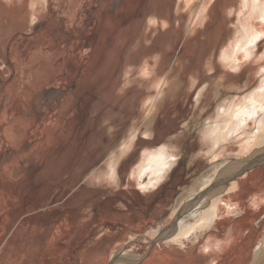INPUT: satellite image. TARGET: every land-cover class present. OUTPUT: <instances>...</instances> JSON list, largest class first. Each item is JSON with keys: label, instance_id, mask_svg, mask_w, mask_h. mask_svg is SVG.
<instances>
[{"label": "rangeland", "instance_id": "1", "mask_svg": "<svg viewBox=\"0 0 264 264\" xmlns=\"http://www.w3.org/2000/svg\"><path fill=\"white\" fill-rule=\"evenodd\" d=\"M184 3L0 0V264H110L125 250L134 264H255L264 206L247 212L248 226L259 222L237 258L202 253L214 223L182 243L155 231L196 220L173 211L179 195L244 158L242 136L264 113L219 144L206 135L226 104L264 91V0ZM248 31L254 46L237 52ZM162 148L173 163L141 190L151 177L135 170ZM113 155L117 179L105 172ZM241 166L224 189L253 169L237 176ZM256 167L251 192L261 193ZM223 191L219 214L232 189Z\"/></svg>", "mask_w": 264, "mask_h": 264}, {"label": "bare ground", "instance_id": "2", "mask_svg": "<svg viewBox=\"0 0 264 264\" xmlns=\"http://www.w3.org/2000/svg\"><path fill=\"white\" fill-rule=\"evenodd\" d=\"M185 1L188 4L190 3L191 0H182V2ZM257 37L258 35L255 34L253 31H248L246 34H244L243 40L242 39H241L242 41L239 40L241 42H239L236 45L237 52L249 53L252 47L254 46ZM224 106L225 104L223 105V107ZM259 107L264 108V91H258V90L250 94L249 96L245 97L244 100L238 102L237 104H233V103L226 104V107H224L220 119L216 121L214 120L216 123L210 125L207 129L208 134L206 135H209V138H211L212 140L211 143L214 145L217 143L219 144L224 139L232 137L233 134L237 132L239 133L243 126L245 115H253L254 113L257 112V109ZM263 131H264V113L262 117L259 119L255 130L253 132L252 131L244 132L242 136V139H245L243 148L245 149V153L247 154L244 157L246 158L245 161H243L244 158L234 157L233 159H236L238 161L232 164L230 163L232 159H230L228 162L223 164H215L212 168L211 173L206 174L204 171L205 174L202 175V177H200L194 185H192L189 188H185L184 191L179 195L178 202L176 206L173 207V211L176 212L178 216L180 215L186 218L189 215L194 216L196 217V220L192 223L181 226H179V221L177 223V220H175L173 221L174 223L172 224L170 229H166L164 227V228H160L158 231L155 230L157 232V236L160 239L163 238L176 242L181 241L182 243L183 242L182 238L189 237V235L195 232L197 228L203 230L215 222V220L219 216L218 210H219V204L221 202L220 197L221 194H223L221 190L222 191L223 190L230 191L231 189L233 190V187L235 185L234 182L232 186L228 187L227 189H224L223 185L225 184V182L228 179H230L235 174V172H237V170L239 169L238 166L240 164L242 166L239 171L245 169L248 166V164L255 161V159L260 158L261 160L262 158L261 156L264 155ZM131 135L134 136L135 132L134 133L132 132ZM261 148H263V151H261ZM123 150H124L123 146H121V148L118 151L123 152ZM173 160H174V156L171 153H169L165 148L150 152L146 156L145 161L141 163V165H138V168L135 170L136 175L140 179L142 178L143 175L147 173H149L151 177V178L149 177L150 179L148 178L149 182L147 183L145 182V184H143V182H140L141 190L147 189L149 188V186L154 185L156 182H158V180H160L163 177L164 173L168 171L171 164L173 163ZM116 161H117V157L113 155L109 157V159L106 162L107 165L105 172L113 179L116 178V169H115ZM197 183L201 187V191L199 193L196 192L197 193L196 194L194 190L196 189L195 185ZM194 193L196 194L195 196L193 195ZM196 196H198L199 199L191 200L190 197L195 198ZM206 196L211 197L212 199L210 203L204 205L202 204L203 202L202 199H204ZM190 204L191 207L189 206ZM225 205L226 207H230L228 203H225ZM191 211H193V213H190ZM179 212L181 214H179ZM263 254H264V243H262V245H260L257 249L255 264H264ZM138 258L139 257L133 252L129 250H125L121 254H118V252L116 254H113L112 261L110 264H132Z\"/></svg>", "mask_w": 264, "mask_h": 264}, {"label": "crops", "instance_id": "3", "mask_svg": "<svg viewBox=\"0 0 264 264\" xmlns=\"http://www.w3.org/2000/svg\"><path fill=\"white\" fill-rule=\"evenodd\" d=\"M256 168L258 167L245 172L242 176H239L237 180L235 179V187L228 194L229 197L226 200V203H228L230 207H225L223 204L216 222L206 231L207 233L212 231V234L210 238H207L206 244L203 245L202 253L208 254L213 249H219L221 250V254H228V251L237 249L235 250L236 253L235 251H231V254L235 257V254L241 252L242 247L249 246L251 238L256 233L257 223L259 221L255 219L252 221L253 225L251 227L248 226L247 222L251 216L250 213L247 212H256L255 210L264 206V189L261 193L251 192V186L253 184L252 179L256 177L252 176V174L255 172ZM243 188L248 189V192H242L241 190H243ZM246 195H248L246 198L247 203H245L246 206H241L240 201L242 199L244 200L243 197H246ZM235 258H237V256Z\"/></svg>", "mask_w": 264, "mask_h": 264}, {"label": "water", "instance_id": "4", "mask_svg": "<svg viewBox=\"0 0 264 264\" xmlns=\"http://www.w3.org/2000/svg\"><path fill=\"white\" fill-rule=\"evenodd\" d=\"M261 157H262L261 160H260V158H259V159H255V161L249 163L248 166L245 168L244 171L249 170V169L252 168V167L254 168V167H256V166H258V165H260V164H263V163H264V155H262ZM236 161H238V160H231L230 163L232 164V163H234V162H236ZM260 162H261V163H260ZM244 171H243V172H244ZM243 172L240 171L239 173H237V176H239V175L242 174Z\"/></svg>", "mask_w": 264, "mask_h": 264}]
</instances>
